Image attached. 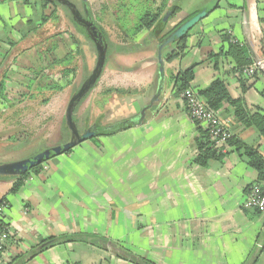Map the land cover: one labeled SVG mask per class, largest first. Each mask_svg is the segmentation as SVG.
<instances>
[{"label": "crops", "instance_id": "0c3cea01", "mask_svg": "<svg viewBox=\"0 0 264 264\" xmlns=\"http://www.w3.org/2000/svg\"><path fill=\"white\" fill-rule=\"evenodd\" d=\"M210 1L195 0L185 9L179 0H168L169 7L180 9L168 29ZM46 13L42 5L0 1V113L22 106L20 97L35 101V94L49 91L46 79L35 73L51 63L49 51L56 44L68 43L62 34L52 36L49 41L58 40L45 55L38 53L39 34L50 21L42 23ZM145 32V47L115 48L113 68L107 59L96 86L127 91L107 100L106 109L118 119L109 128L138 119L159 88L157 55L163 43L160 102L142 125L96 137L48 161L15 194L9 193L13 179L0 180L10 230L0 264H264V213L244 206L259 174L232 148L205 166L195 163L199 127L176 84L181 72L195 68L191 88L197 92L221 80L247 111L264 113V0L220 1L194 25L184 54L173 61L168 58L177 50L175 41L167 44L162 35ZM234 44L247 50L252 64L263 63L253 79L242 77L227 57ZM144 54L145 61L135 60ZM106 109L101 119L106 120ZM218 115L233 137L264 157V139L238 121L234 107L224 104ZM12 128L0 124V134ZM9 160L0 165L22 159Z\"/></svg>", "mask_w": 264, "mask_h": 264}, {"label": "rangeland", "instance_id": "374dc122", "mask_svg": "<svg viewBox=\"0 0 264 264\" xmlns=\"http://www.w3.org/2000/svg\"><path fill=\"white\" fill-rule=\"evenodd\" d=\"M70 1L81 10L84 9L86 3L94 21L106 32L107 40L112 43L110 48L108 46L109 53L107 59L109 61V67L113 68L111 66L113 61L112 55L119 44H123L131 49L146 46V32L143 31L136 37H130L133 35L132 31L136 28L140 18L146 11H153L160 2L168 0ZM179 1V6L187 9L195 0ZM31 4L41 6L42 2L41 0H31ZM68 10L61 5H51L47 7L46 14L50 21L45 25L47 28L43 31L44 33L42 32L39 34L41 39L38 43L37 50L39 54L43 53V55H45V51L51 48V44L56 42L57 38L49 41L51 37H57L62 34L61 36L66 39V43L70 44V46L64 44L58 56L63 57L66 53L72 54V63L76 68L75 75L72 79L73 83L68 85L66 80L61 84L64 87L62 90L49 89L47 93L35 94V101H30L31 98L28 96L20 97L23 100L21 103L23 107L18 103L15 107L12 105L0 113V124L8 122L13 126L6 134H0V160L29 159L48 150V147L64 145L72 138L71 131L67 130L66 132L65 128L66 110L70 100L78 93L81 86L95 69L98 55L94 44L87 40V38L73 25L70 17L71 11ZM53 12H55V14H53ZM123 27L130 36L122 32ZM138 37L140 39L135 42ZM46 39H48V43L45 41ZM76 40L78 42H76ZM135 60L145 61L146 54L141 55V57H136ZM111 68H108V70H111ZM60 70H62V68L51 70L48 75L60 72ZM86 72L88 76L85 78ZM58 75H60V73ZM53 76L55 77V75ZM27 78L29 77L27 76ZM32 80H34V78H32ZM45 84L51 85V78L45 80ZM110 89L113 88L100 89V86H95L85 101L78 107L75 120L80 133H84L91 127L100 128V126L105 124H108V128L102 129H109V127L115 124L113 120H118L117 116L112 115L110 109H106L105 106L111 95H120L115 92L108 94L107 92ZM120 90L122 91V89ZM102 109H106V120L101 119L103 116L101 112ZM7 136L10 137L9 140L5 139Z\"/></svg>", "mask_w": 264, "mask_h": 264}, {"label": "trees", "instance_id": "16d2710c", "mask_svg": "<svg viewBox=\"0 0 264 264\" xmlns=\"http://www.w3.org/2000/svg\"><path fill=\"white\" fill-rule=\"evenodd\" d=\"M22 1L27 4L31 3V0H22ZM41 2L44 8L50 7L51 5H54V6L61 5L57 3L56 1L49 2L46 0H41ZM168 4H169L168 1H162L160 2L158 6H156L153 9V11H146L140 18V21L138 25L136 26V28L132 31L133 32L132 36L128 34V32L126 31L124 27L122 29V32L127 34L130 37H134V36L136 37L138 34H140L143 31H152L155 34L162 35V37L160 38L162 42L165 41V43L167 44L171 43L172 41L170 40L169 36H171L180 27H182V25H184L187 21L191 20L195 15H197V12L190 14L188 17H186L185 19H183L182 21L178 22L177 24L172 26L170 29H168L170 21L173 20L179 14V11H180V9L177 6L169 7ZM65 9L68 10V8L66 7ZM53 14H55V12H53ZM167 15H168V19L167 21H164V18ZM70 17L76 29L81 34L84 33L87 40L93 43L90 37L86 35L85 31L73 20L72 14H70ZM42 19H43L42 20L43 24H46L49 21L48 16H45V15L43 16ZM95 24L100 28L103 34V37L107 45L110 48V45H112V43L107 40L106 32L96 22ZM193 27H191L188 31L180 35V37H178L175 40V43L177 44V50L171 56H169L168 58L169 61H173L174 59L184 54L187 48L188 38L191 35L190 33L193 30ZM76 42L78 41L76 40ZM61 48H62V40L60 41L59 44H56L52 50L49 51V52L51 51L54 52L52 56L50 55V58L52 59L51 63H49L48 65H43L42 66L43 68L39 70V72L35 73L39 77L43 79L45 78L46 80H49L51 78L52 84L48 85V89H51V90H62L64 87L61 84L65 82L66 80L68 82V85H71L73 83V80H72L73 76L75 75V72H76V68L73 66V63H72L73 61L72 54L66 53L65 56L63 57H60L57 55V50ZM53 52H51L50 54H52ZM124 52L126 53V51ZM108 53L109 52L107 51V57H108ZM227 57H230L231 59H233L236 65V69L240 72H242L243 68L252 64L251 61L247 59V50L241 47L239 44H234L230 46V50L227 54ZM212 59L216 60L217 57L212 56ZM56 68H62V70H60V72H57V73L55 72V74L51 73L48 76L44 75L46 73L45 72L46 70H49L50 72L51 70L53 71ZM194 70L195 68H191L187 71L181 72L178 75V80L176 84L178 87L179 94H181L184 90L191 87V82L194 79ZM59 73L60 75H58ZM53 75H55V77ZM87 76L88 74L86 72L85 78ZM2 90H3V85H0V99H4L3 97H1ZM92 90L85 96V98L82 100L81 103L85 101V99L89 96ZM112 92L119 93V94L127 93V91H124V90L121 91L120 89L119 90H108V93H112ZM199 93L205 99L208 106L216 112H218V110L224 104H229L230 106L234 107L235 116L238 119V121L245 127H254L258 131L259 135L264 139V113H261V112L250 113L249 111H247L244 105V102L242 100H233L230 97L227 86L223 81L216 80L209 87L200 91ZM81 103L78 105V107L81 105ZM78 107L74 111V122L75 123H76L75 114L77 112ZM124 123L126 122H123L122 124ZM65 128H66V132L67 130H70L68 125L66 124V119H65ZM199 133H200V137L198 139L199 154L197 158L195 159L196 164L200 166H205L210 160L218 159V158L225 156V154H221L217 152V150L214 149L212 142L210 141V135L208 131L199 128ZM228 145H229V148L236 150L238 153L242 154L243 157H245L248 165L258 172L260 181H263L264 180V157L257 150L248 147L246 144H244L243 142H241L240 140H238L237 138L233 136L229 139ZM43 165L33 168L31 172L23 175L20 178H11L14 180V183L9 193L10 194L17 193L20 190V188L23 186L25 181L29 178V176H31L32 174H38ZM4 178H7V177H0V179H4ZM6 201H7V196L3 197L0 200V205L5 203ZM74 239H76V237L68 238V240L70 241ZM41 249L43 250L45 249V247Z\"/></svg>", "mask_w": 264, "mask_h": 264}, {"label": "water", "instance_id": "95a60500", "mask_svg": "<svg viewBox=\"0 0 264 264\" xmlns=\"http://www.w3.org/2000/svg\"><path fill=\"white\" fill-rule=\"evenodd\" d=\"M46 1L49 2L56 1L57 3L61 4L62 6H65L71 11L73 20L85 31L86 35L89 36L90 39L95 44V48L98 55L97 64L90 77L84 82L78 93L73 96V98L70 100L68 104L65 114V119L72 133L71 140L64 145L50 148L44 151L43 153L34 156L32 158L1 164L0 177L20 178L23 175L31 172L33 168L43 165L60 155L69 153L78 145L86 141H89L96 137L112 135L117 133L118 131L125 130L128 127L142 125L146 120L147 113L153 108L155 104H158L160 102V97L164 91L165 60L163 56L164 45L162 43L159 45L158 55H157L158 65L161 72L159 88L156 95L151 100L150 104L145 106L141 110L138 119L126 122L124 124L109 129H95V127H91L87 129V131H85L83 134H81L77 128L76 123L74 122V111L78 107V105L82 102V100L85 98V96L94 88V86L97 84L98 80L100 79L107 61L108 45L102 33L100 32L99 27L95 24L94 19L90 13V10L87 8V6H85L86 17H83L78 7L70 0H46ZM85 1L86 0H84L83 2ZM220 1L222 0H211L202 12H199L196 16H194L191 20L187 21L184 25H182V27H180L176 32H174L170 36V40L174 42L178 37H180V35L184 34L197 22L201 21L203 18L208 16V14H210L218 6ZM167 19H168V15L165 16L164 21H167Z\"/></svg>", "mask_w": 264, "mask_h": 264}, {"label": "built area", "instance_id": "2783aa9c", "mask_svg": "<svg viewBox=\"0 0 264 264\" xmlns=\"http://www.w3.org/2000/svg\"><path fill=\"white\" fill-rule=\"evenodd\" d=\"M261 68H263L262 62L253 63L243 68L239 74L245 79H253ZM181 100L191 122L209 132L214 149L221 154H227L230 150L228 141L232 134L220 119L218 112L212 110L200 93L191 87L181 93ZM244 206L264 213V180L250 187ZM6 208V202L0 205V263L7 254L10 240V230L4 223Z\"/></svg>", "mask_w": 264, "mask_h": 264}, {"label": "flooded vegetation", "instance_id": "af4514ba", "mask_svg": "<svg viewBox=\"0 0 264 264\" xmlns=\"http://www.w3.org/2000/svg\"><path fill=\"white\" fill-rule=\"evenodd\" d=\"M82 1H84V0H82ZM84 6H86V5H84ZM79 11H80V13L82 14V16L83 17H86V14H85V7H84V9L83 10H81V9H79ZM72 14V13H71ZM99 30H100V28H99ZM100 32H101V30H100ZM102 33V32H101ZM83 35H84V33H82ZM103 35V34H102ZM85 36V35H84ZM170 37V36H169ZM95 129H98L97 127H95ZM81 134H83V133H81Z\"/></svg>", "mask_w": 264, "mask_h": 264}]
</instances>
